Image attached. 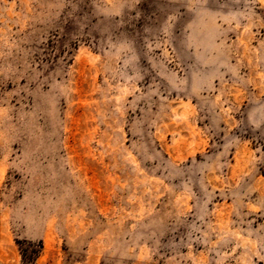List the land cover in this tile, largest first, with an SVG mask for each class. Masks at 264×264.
<instances>
[{
	"label": "rangeland",
	"instance_id": "374dc122",
	"mask_svg": "<svg viewBox=\"0 0 264 264\" xmlns=\"http://www.w3.org/2000/svg\"><path fill=\"white\" fill-rule=\"evenodd\" d=\"M0 264H264V0H0Z\"/></svg>",
	"mask_w": 264,
	"mask_h": 264
}]
</instances>
